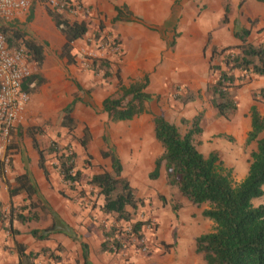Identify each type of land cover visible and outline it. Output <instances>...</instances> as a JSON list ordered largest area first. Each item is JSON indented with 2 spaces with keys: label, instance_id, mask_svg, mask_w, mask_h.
Returning <instances> with one entry per match:
<instances>
[{
  "label": "crops",
  "instance_id": "crops-1",
  "mask_svg": "<svg viewBox=\"0 0 264 264\" xmlns=\"http://www.w3.org/2000/svg\"><path fill=\"white\" fill-rule=\"evenodd\" d=\"M82 1L94 12L104 13L108 17L106 20L110 19L108 28L113 34L109 33L119 40L120 53H122L116 66L119 69L121 83L127 85L130 81L146 75L148 82L145 91L151 96L146 108L149 112L160 111L163 116L164 107L159 98L169 90L170 86L174 90L175 86H178L181 90L197 93L193 101L182 106L199 103L202 92L208 96L205 84L213 76L208 70L211 49L238 44L239 40L233 35L235 28H248L247 40L253 44L264 41V0ZM123 6L127 8V12L122 8ZM116 8L121 9L122 13L121 18L114 21ZM27 12L26 18L20 21L22 26L29 25L33 34L44 41L50 50H43V60L39 67L30 63V74L38 75L41 81L28 92L29 101L22 111L21 121L33 123L34 126H29L27 132L24 130L21 132L18 126L14 129V142L8 146L9 171L5 177L0 176V204L7 213L10 207L15 211L19 205L24 206L28 203L29 200L24 192L12 195L9 193V188L15 186L13 177L23 173L24 170L29 172L41 201L36 202L34 196L31 198L37 204L31 207V211L35 212V219L31 217L24 222L16 219L11 222L0 221V264H21L17 245L22 246L25 253L34 254L32 260L45 255L50 257V252L58 254L59 256L54 257L50 264H184V261L191 259L190 250L195 248L194 239L210 230L207 227H211V221L200 214L205 205L195 206L179 193L177 203L171 204L169 209L163 207L165 206L163 198L158 195L160 194L158 188L165 184L163 167H159L157 177H149L154 167V158L158 156L153 152L150 144L151 137L154 138L151 113H141L128 119L134 121L136 126H131L123 134L122 140L125 146L122 148L123 151L120 153L119 147L116 149L117 154L113 151L121 165L120 176L127 180L136 198L141 195L154 198L158 195V201H154L150 206L158 222L155 232L156 242L150 240L148 254L128 253L124 262L123 259L118 258L120 251L102 250L100 245L103 241L102 233L100 235L88 222H82L84 212L74 203L76 189L71 190L66 187L62 195L58 189L61 184H57L54 177L56 171H51L45 162L48 170V176H45L38 166V149L46 148L48 145L47 137L39 128L40 124L46 127L48 123L57 122V126L62 128L59 126L61 110L74 96L79 99L74 102L70 112L74 123L77 116L75 109H79L81 105L90 108L91 105L82 98L83 94L87 96V89L78 83L79 79L75 78L77 82L65 78L66 69L71 72L73 63L67 64L65 58L59 54L65 38L54 26L46 8L44 6L32 8L29 5ZM96 20V17L86 20L87 27L89 21ZM98 26L102 29L100 25ZM80 40L81 38L76 39L72 45L79 44ZM168 43L172 50L166 48ZM234 75L241 76L242 73L237 70L234 71ZM74 83L80 88L77 89ZM67 90L69 94H66ZM116 90L117 87L114 94ZM260 91L263 95L258 94ZM253 94H256L257 100L252 98ZM106 96L109 95L102 97L96 94L92 98L90 95V99L94 105L100 107L102 99ZM262 96H264V76L252 75L250 80L235 89L236 111L230 118L246 113L249 130L250 105L254 104L258 113L264 116ZM208 104L210 109H213L210 102ZM199 112L202 118L203 111L199 110ZM101 113L105 115L104 112ZM196 114L193 113L191 117ZM137 136H140L141 140H138ZM263 136L264 133H260L259 137ZM101 138L103 141L106 140L105 135ZM158 144L161 146L159 142ZM106 158L109 160L108 157H104ZM77 163L78 158L75 157V165ZM247 166L242 171L241 178L245 175ZM97 199L101 200L100 203L98 202L101 205L102 195H98ZM43 203L58 215L66 227L63 231L50 232L46 237L38 238L31 234V230H42L50 224V216L44 209ZM64 204H70L72 208L63 207ZM128 208L130 207H126V210ZM40 218L43 219L44 224L26 226L33 220H41ZM6 229H9L8 232ZM173 230L177 233L174 234Z\"/></svg>",
  "mask_w": 264,
  "mask_h": 264
},
{
  "label": "trees",
  "instance_id": "trees-1",
  "mask_svg": "<svg viewBox=\"0 0 264 264\" xmlns=\"http://www.w3.org/2000/svg\"><path fill=\"white\" fill-rule=\"evenodd\" d=\"M45 8L56 29L64 35L65 41L60 47L59 54L65 58L67 64L74 63L76 56L88 58L90 60L88 67L93 73L101 71V77L106 81L112 76L116 78V93L104 97L100 105L101 111L109 121L128 120L141 113L152 114L153 137L160 143L162 151L154 158V167L149 177H157L158 169L162 166L165 172V184L168 187L176 189L182 197L195 206L205 205L200 214L211 221V227L209 231L199 234L194 239V251L201 256L204 263L264 264V205L251 203L253 198L262 195L264 184V136L259 137L260 133H264V116L258 113L255 105L252 104L248 108L249 130L245 136V142L254 141L255 148L249 153L245 175L239 181H234L231 177V169L222 165L216 152L211 151L203 155L197 149L195 136L201 132V112L191 117L189 127L184 133L180 132L177 125L164 118L160 111L149 112L146 104L151 100V96L145 91L147 76L142 75L123 85L119 69L116 67L115 71L111 72L109 57L84 56L73 47L72 42L86 34L88 24L86 21L68 19L61 13ZM122 8L127 12L125 6ZM115 10L114 21L120 19L122 13L119 8ZM101 30L99 28L94 33V39L98 43L108 42L107 38L111 34L104 31L101 33ZM0 32L4 35L8 48L22 46L27 60L35 67L41 65L44 43L28 35L21 24L1 22ZM233 35L239 40L238 44L211 49L208 70L213 76L205 84L210 105L218 116L226 119L236 111L235 89L250 80L252 75L264 76V41L257 44L248 41V28H235ZM111 42L109 48L116 47L114 53H118L119 56V40L113 36ZM237 70L241 71V76L234 75V71ZM40 81L38 75L30 74L22 81L21 89L30 92ZM74 84L77 89L80 88L77 83ZM179 89L175 86V91ZM258 94L263 95L261 91ZM196 96L197 93L184 89L174 94L173 99L185 104L193 101ZM252 98L257 100L256 94H253ZM77 100L79 99L74 96L61 110L59 126L68 131L75 125L70 112ZM82 136L78 139V143L86 154L87 129H84ZM100 154L109 158L110 171L91 173L85 184L95 190L96 196L102 195L103 201L99 210L103 214L112 215L115 221H129L130 214L126 207L135 208L140 200L134 196L127 180L120 176L121 165L115 153L108 150ZM46 155L55 158L56 163L53 168L60 176V180L66 184L67 189L75 190L81 175L75 165L76 154L69 144L60 145L52 140L46 148L38 149V166L44 175L48 176ZM13 180L15 186L9 188L10 195L22 191L29 201L24 206H18L15 211L10 207L7 213L0 204V221L11 222L16 219L24 222L31 217L35 219V212L31 211V207L37 205L35 203L41 201V198L29 172L24 170L23 173L15 175ZM60 191L63 195V191ZM33 196L36 202L31 199ZM43 204L44 209L49 213L50 224L42 230H31V234L38 238H44L50 232L63 231L66 227L58 215L45 203ZM142 224V221L131 222L130 227L134 235H140ZM114 232L115 228L110 226L101 233L103 238H110V242L118 250L120 240L114 238ZM107 244L108 242L103 240L100 244L101 249L109 251ZM16 247L20 263L33 264L34 254L25 253L20 245ZM49 255L52 260L57 258L51 253Z\"/></svg>",
  "mask_w": 264,
  "mask_h": 264
},
{
  "label": "rangeland",
  "instance_id": "rangeland-1",
  "mask_svg": "<svg viewBox=\"0 0 264 264\" xmlns=\"http://www.w3.org/2000/svg\"><path fill=\"white\" fill-rule=\"evenodd\" d=\"M30 5L32 8H34L35 6L46 7L45 0H31ZM27 11L21 15H18L15 18L6 21V23H19L22 25L20 21L26 18V16L28 15ZM95 12H97L95 13L97 16V20L89 21V25L87 27L88 30L86 34L83 36V38H81L79 44L75 43L73 45L74 48L77 49L84 56H101L107 58L109 57L111 60V72L113 73L116 69V66L118 65V57H120L122 53H120L119 46V56L118 53H114V51L116 50H113L111 48L100 49L99 47H97L98 42L96 41V39H94V33L99 30L98 25H100L102 28L101 33L103 31H111L108 28V21L110 22V19L106 20L108 19V17L104 13H101L99 11ZM23 29H25L28 35L32 36L40 43H44V41L38 39L33 34L34 32H32L29 25L24 24ZM111 37H113V35H111ZM166 48L172 50L171 45L169 43L166 44ZM44 49L50 50L49 46L46 43H44ZM89 63L90 60L88 58L76 56L74 63L72 64L73 66L71 67L72 71L69 72L66 69L65 73V78L67 80L74 79L75 81H77L75 78L79 79V82H77L83 88L85 87L87 89V96L83 94L82 98H84L85 102L90 103L91 105L90 108L86 105H81L79 109H75V114L77 116L75 118L76 121L74 128L69 131L64 128H59L57 126V122L48 123L46 127H42V124H40L41 126H38L39 128H41L43 135L47 137L48 143L49 141L54 140L60 145L69 144L70 148L75 152L76 157L78 158V163L76 167L79 170L81 169V179L76 185V193L74 196L76 200H74V203L76 204V206L80 207L81 211L84 212V214H82V222H88V224H91L95 228V230L101 235V231L103 229L107 230L110 226L114 227L115 229H120L122 227H125L127 225V222L131 223L135 221H142L145 223L150 220L153 221L152 230H140V233L145 236L146 251L140 252L137 247L133 244H128L124 246L121 250H119L120 252L118 254V258L123 259L125 262L126 254L128 253H138L142 255L148 254L150 251V240L151 242H154L156 239L155 232L158 221L155 214L151 212V203H153L154 201H158L157 196L160 195V197L163 198V205H165L163 207L169 209L171 204L177 203V196L179 192L176 189L170 188L166 186V184H164L160 188H158V192L160 194H158L157 196L155 195L154 198H149L147 195L139 196L137 199H139L140 201L139 203H137V206L135 208H128L130 220L126 222L120 220L115 221L112 215L103 214L99 210V203L101 202V200L99 199L98 201L97 196L95 195V190L87 186L85 182L91 173L100 172L102 170L110 171L109 160L107 158L104 159V157L102 158L100 156V152L103 150H111L115 151V153L117 154L118 150L116 149L119 147V152L121 153L123 151L122 148L125 147L124 141L122 140V137H124L123 134L127 132L131 126L135 127L136 124L134 123V121L131 122L128 120L115 122L108 121L107 117L101 113L100 107H97L96 104L94 105L92 103L90 95L92 98L96 96V94L102 97L105 95L114 94L116 88V78L111 77L107 81L104 80V78L101 77V71L93 73L89 69ZM77 66H79V68ZM182 91L183 90L181 89L175 91L173 87L170 86L169 90H167L166 93L164 92L159 98V101H161L164 107L163 109L165 118L168 121L177 125L180 132L184 133L189 127V120L191 118V115L193 113H198L199 110H202L203 116L200 122L201 133L195 136V142L198 151L201 152L203 155H206L211 151L216 152L218 160L222 163V165L225 168L231 169L232 179L234 181L240 180V175L247 166V162L249 160V153L251 150H253L255 146L254 141L250 143L245 142L246 132L248 131L246 113H243L240 116H233L231 118L229 117L227 119L219 117L213 109H210V106L208 104V96L205 92H202V94L200 95L199 103H190L186 106H182V104H179L173 99L174 94L180 93ZM66 94H69V90L66 91ZM182 120H184L185 122H182ZM16 126H18L19 130H21L22 132V130L26 131V129L30 128L29 126H34V124L20 121L16 124ZM16 126L14 127V129L16 128ZM83 129L88 130L86 154L83 152L82 147L78 143V139L83 137ZM13 132L14 130L10 132V134L12 135L10 138V145L12 144V142H14ZM220 134L224 136H221ZM103 135H105L106 139L104 141L101 138ZM136 138L138 140H141L140 136H137ZM150 144L152 146L153 152L159 155L162 151V148L161 146H159L158 142L151 137ZM87 154L88 156H85ZM46 162L48 168L51 171H56L53 168L56 163V160L52 155H46ZM54 177L57 181V184H61L58 189L62 191L65 190L66 184H64L60 180V176L58 175V173L55 174ZM251 203L253 205H264V184L262 185V195L253 198L251 200ZM63 207H67L69 209L72 208L70 204H64ZM70 212L74 214L73 211L70 210ZM40 219L41 220L37 221L33 220L29 222V225L27 224L26 226H37L41 225V223L44 224L45 222H43V219ZM207 229H210V227H207ZM172 232L174 234L177 233L176 230H173ZM125 242H129V240L126 239ZM193 248H191L190 250L191 259L184 261V264H205L201 256L195 251H193ZM50 253H52L54 256H59L56 253ZM49 258L50 257H46V255L39 258H34L33 264H50L52 262V259Z\"/></svg>",
  "mask_w": 264,
  "mask_h": 264
},
{
  "label": "built area",
  "instance_id": "built-area-1",
  "mask_svg": "<svg viewBox=\"0 0 264 264\" xmlns=\"http://www.w3.org/2000/svg\"><path fill=\"white\" fill-rule=\"evenodd\" d=\"M30 3L31 0H0V21L6 22L25 13ZM45 4L68 19L88 21L91 17H97L94 10L82 0H45ZM111 38H107L108 42L100 41L99 48H109ZM111 49L115 50L116 47ZM30 73V62L23 47L8 48L4 35L0 32V176H5L9 171L10 132L21 121L22 111L29 101V94L21 89V83ZM130 224L127 222L125 227L115 229L114 238L120 240L118 250L110 242V238H103L108 242L107 248L110 252L119 251L128 244H133L140 252L146 251L145 236L142 233L139 236L134 235ZM152 229L153 221L150 220L143 222L140 230ZM8 230L6 229L7 232ZM126 239L129 242L126 243Z\"/></svg>",
  "mask_w": 264,
  "mask_h": 264
}]
</instances>
